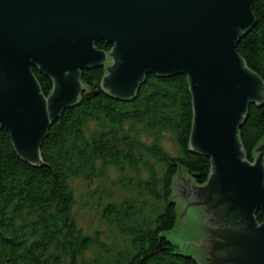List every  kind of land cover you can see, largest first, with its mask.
<instances>
[{
    "label": "water",
    "instance_id": "water-1",
    "mask_svg": "<svg viewBox=\"0 0 264 264\" xmlns=\"http://www.w3.org/2000/svg\"><path fill=\"white\" fill-rule=\"evenodd\" d=\"M252 0H0V131L39 164L50 126L85 91L79 72L104 67L101 90L127 100L148 75L187 76L189 149L210 158L207 183L183 171L164 236L198 264H264V140L247 162L238 130L264 83L236 53L255 25ZM98 42L112 46L106 53ZM31 68L52 80L41 93ZM95 89V88H94ZM95 93L86 92L85 97ZM201 226V227H200Z\"/></svg>",
    "mask_w": 264,
    "mask_h": 264
},
{
    "label": "trees",
    "instance_id": "trees-1",
    "mask_svg": "<svg viewBox=\"0 0 264 264\" xmlns=\"http://www.w3.org/2000/svg\"><path fill=\"white\" fill-rule=\"evenodd\" d=\"M251 8L255 25L236 53L264 83V0H252ZM95 48L108 53L112 46L98 42ZM31 71L48 96L52 80ZM105 74L104 67L79 72L85 91L50 126L37 166L23 161L8 133L0 131V264H198L164 236L177 223L170 201L176 176L183 171L202 187L211 169L210 158L189 149L193 108L187 76L148 75L134 97L120 100L101 90ZM88 91L95 95L85 97ZM135 131L152 141L136 138ZM165 134L177 156L159 144ZM238 136L252 163L264 140V102L248 108ZM111 173L131 194L119 195L116 203L110 189L97 191L107 202L98 218L118 238L107 243L97 232L87 237L78 229L70 181L101 183ZM255 218L264 223V211ZM88 254L92 259L85 261Z\"/></svg>",
    "mask_w": 264,
    "mask_h": 264
},
{
    "label": "rangeland",
    "instance_id": "rangeland-1",
    "mask_svg": "<svg viewBox=\"0 0 264 264\" xmlns=\"http://www.w3.org/2000/svg\"><path fill=\"white\" fill-rule=\"evenodd\" d=\"M137 129L138 128H136V131ZM136 131L135 134H137ZM130 135L132 137L137 136L136 138H139L140 140H143L147 143L152 141V137L149 135L148 137L150 138L142 137V135L139 136L138 134L136 136L134 134ZM159 144H161L162 148L171 155L177 156L179 154L177 147L175 146L173 140L169 135H160ZM116 177L117 176L115 175V173H111L109 174L107 180L101 183L94 181L88 184L86 183V181L82 180L70 181V188L74 199L72 216L78 229L84 236L97 237L98 235H95L97 232V234L99 233V236H101V239L107 243H110L113 238L118 240V238L114 237L115 234L111 231V229L106 227L105 225H102L100 219L98 218V212H100V209L105 206L107 202L105 198H99L97 195V191L99 189L108 188L114 193L113 201H115L116 203L119 201V195H130V190L124 192L118 187V181H116ZM89 259H92V254L86 255V258H84L85 261H88Z\"/></svg>",
    "mask_w": 264,
    "mask_h": 264
}]
</instances>
